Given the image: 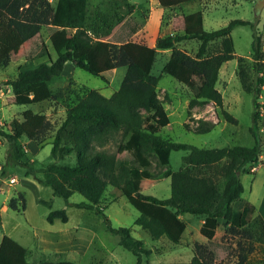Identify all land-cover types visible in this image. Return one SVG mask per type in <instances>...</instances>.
<instances>
[{"label": "trees", "instance_id": "trees-1", "mask_svg": "<svg viewBox=\"0 0 264 264\" xmlns=\"http://www.w3.org/2000/svg\"><path fill=\"white\" fill-rule=\"evenodd\" d=\"M188 1L192 0H158L165 7ZM90 3L91 0H0V65L20 58L27 61L48 58L33 68L19 71L8 81L16 103L33 104L54 98L49 81L63 72L69 60L105 80L91 65V59L101 70L109 69L110 61L112 68H127L120 87L111 96L89 88L68 107L54 134L50 154L55 161L46 165L37 167L32 160L22 161L25 153L18 136L0 123V136L10 144L9 157L25 167V175L51 187L54 195L63 197L67 203L74 192L81 193L86 200L73 204L103 214L109 230L119 237V244L136 255L134 264H143V257H149L152 250L129 227L111 224L102 205L109 184L129 190L128 199L139 211L136 223L154 239L165 236L178 244L187 227L181 215L203 217L200 232L208 241L195 246L189 264H214L222 258L219 250L229 245L215 240L220 224L226 225L232 236L241 235L238 247L243 264L252 255V261H264V217L252 201L243 198L240 176L259 160L264 148V105L259 101L264 86V43L256 23L235 18L213 30L160 36L156 45L150 46L130 40L140 29L134 1L99 0L92 7ZM237 25H250L254 29L253 78L247 84L253 94L249 130L254 144L200 147L164 138L160 131L171 119L158 95L161 75L152 71L159 50H170L162 72L190 88L191 105L212 101L227 121L238 122L224 107L223 93L217 87L221 65L235 56L232 30ZM184 39L199 42L194 56L178 46ZM217 40L221 43L220 52L209 56V46ZM239 69L246 81L245 66L240 64ZM19 127L28 138L42 142L53 129V123L46 114L35 113L21 121ZM208 131L210 127L198 129L200 133ZM112 144L116 150H110ZM180 149L187 151L180 168L167 167L156 174L151 171L152 155L160 164L168 165L172 151ZM72 154L76 156L74 164L57 161ZM39 172L43 175L39 176ZM164 177L171 178L169 197L147 194L136 187L137 181L146 182L148 187ZM40 202L50 205L44 199ZM11 206L17 209L14 199ZM47 218L51 223L56 219L67 222L69 215L66 208H58L51 210ZM28 251L19 240L4 233L0 264H31Z\"/></svg>", "mask_w": 264, "mask_h": 264}, {"label": "rangeland", "instance_id": "rangeland-1", "mask_svg": "<svg viewBox=\"0 0 264 264\" xmlns=\"http://www.w3.org/2000/svg\"><path fill=\"white\" fill-rule=\"evenodd\" d=\"M132 1L137 5L134 15L140 29L131 37V41L155 46L160 36L184 34L199 29L213 30L227 25L232 19L243 18L256 23L264 43V0H192L172 7L162 6L158 0ZM98 2L99 0H91L90 7ZM253 31L250 25H237L232 30L235 56L221 65L217 82V87L224 96V107L238 119L237 123L227 121L221 109L212 101H200L191 105L193 92L190 88L162 72L170 50L158 51L152 71L161 75L158 95L171 119L170 124L162 128L160 135L200 147L254 144L249 130L254 110L253 94L247 88L253 78ZM42 32L50 45L45 29ZM198 45L196 39H184L178 43L181 49L193 56ZM220 49V40L212 42L208 55H216ZM241 57L245 60L242 61ZM47 59L46 56L33 61L20 58L11 60L7 65H0V123L18 136L25 153L21 160H32L37 167L55 161L50 154L54 134L65 118L68 107L89 88H96L110 96L120 87L127 69L112 68L110 61L109 69L101 70L103 68L91 59V65L106 77L105 80L69 60L65 63L63 72L49 81L54 98L33 104L16 103L8 81L19 71L33 68ZM240 64L246 68V81L240 75ZM259 101L264 105V86ZM35 113L46 114L53 123V129L42 142L28 138L19 127L21 121ZM206 127H210V131L198 132L199 128ZM109 148L116 150L117 147L112 144ZM9 151V142L0 136V241L4 233L19 240L29 249L28 259L31 264H134L137 261L136 255L119 244V237L109 230L103 214L73 204L86 200L81 193L74 192L67 203L63 197L54 195L51 187L39 183L32 175H25V167L14 163L9 157ZM186 153L182 149L173 150L168 165L160 164L158 158L152 155L151 171L156 174L167 167L177 170L183 165ZM57 161L74 164L76 156L72 154ZM38 174L43 175L42 172ZM240 176L244 185L243 198L252 201L257 206V212L264 217V148L259 160ZM136 187L144 193L166 198L171 195V178L164 177L148 187L146 182L137 181ZM129 194L127 188L109 184L102 205L114 227H129L135 237L142 239L146 247L151 248L152 253L149 257H143V264H189L195 246L208 241L199 229L201 217L190 213L181 215L187 228L178 244L165 236L154 239L136 223L139 211L129 201ZM11 199L15 200L17 209L11 206ZM41 199L49 201L50 205L40 202ZM58 208L67 209V222L56 219L51 223L48 220L49 212ZM239 239H242L241 235L232 236L227 226L220 224L215 240L229 246L219 250L222 258L215 260L214 264H243L239 257ZM253 256L244 264H264V261H252Z\"/></svg>", "mask_w": 264, "mask_h": 264}, {"label": "crops", "instance_id": "crops-1", "mask_svg": "<svg viewBox=\"0 0 264 264\" xmlns=\"http://www.w3.org/2000/svg\"><path fill=\"white\" fill-rule=\"evenodd\" d=\"M112 94H113V93H112ZM112 94H111V95H112ZM111 95H110V96H111ZM203 220H204V218L201 217V218H200V222H199V227H201V225H202V223H203ZM186 228H187V227H186ZM199 229H200V228H199ZM204 238L207 240V238H206L205 236H204ZM250 264H260V263H259V262H253V263H250Z\"/></svg>", "mask_w": 264, "mask_h": 264}, {"label": "bare ground", "instance_id": "bare-ground-1", "mask_svg": "<svg viewBox=\"0 0 264 264\" xmlns=\"http://www.w3.org/2000/svg\"><path fill=\"white\" fill-rule=\"evenodd\" d=\"M119 80V79H118Z\"/></svg>", "mask_w": 264, "mask_h": 264}]
</instances>
